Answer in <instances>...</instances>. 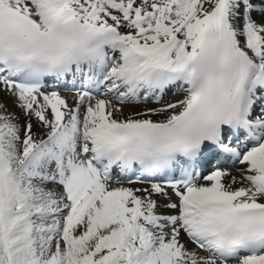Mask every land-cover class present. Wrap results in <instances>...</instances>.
I'll return each mask as SVG.
<instances>
[{
    "label": "snow or ice",
    "instance_id": "snow-or-ice-1",
    "mask_svg": "<svg viewBox=\"0 0 264 264\" xmlns=\"http://www.w3.org/2000/svg\"><path fill=\"white\" fill-rule=\"evenodd\" d=\"M0 264H264V0H0Z\"/></svg>",
    "mask_w": 264,
    "mask_h": 264
},
{
    "label": "bare ground",
    "instance_id": "bare-ground-1",
    "mask_svg": "<svg viewBox=\"0 0 264 264\" xmlns=\"http://www.w3.org/2000/svg\"><path fill=\"white\" fill-rule=\"evenodd\" d=\"M67 95V93H65ZM10 103V102H9Z\"/></svg>",
    "mask_w": 264,
    "mask_h": 264
}]
</instances>
